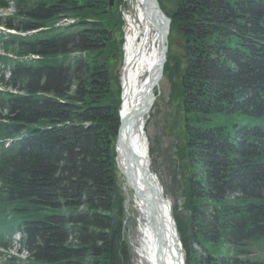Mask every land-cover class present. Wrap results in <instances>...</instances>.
<instances>
[{"label": "trees", "instance_id": "1", "mask_svg": "<svg viewBox=\"0 0 264 264\" xmlns=\"http://www.w3.org/2000/svg\"><path fill=\"white\" fill-rule=\"evenodd\" d=\"M9 8L0 264H127L121 221L111 226L122 210L116 13L109 0H0ZM170 17L186 45L178 99L189 215L176 221L186 264H264V0H181ZM16 244L27 258L2 252Z\"/></svg>", "mask_w": 264, "mask_h": 264}, {"label": "bare ground", "instance_id": "2", "mask_svg": "<svg viewBox=\"0 0 264 264\" xmlns=\"http://www.w3.org/2000/svg\"><path fill=\"white\" fill-rule=\"evenodd\" d=\"M129 1V2H128ZM130 11L124 43L120 130L114 143L116 170L127 195L128 220L136 264H186L174 206L151 170L146 115L141 110L157 101V81L164 59L165 22L161 11L145 0H126ZM172 24V23H171ZM170 24V29H171ZM170 37V30H169ZM162 78L159 82L161 85ZM155 98V100H153ZM116 209V208H115Z\"/></svg>", "mask_w": 264, "mask_h": 264}, {"label": "rangeland", "instance_id": "3", "mask_svg": "<svg viewBox=\"0 0 264 264\" xmlns=\"http://www.w3.org/2000/svg\"><path fill=\"white\" fill-rule=\"evenodd\" d=\"M125 1L126 0H115L116 4L113 7H110V9L114 10V13H116L118 20V23L116 24L117 28L112 31V33H110V36H113L112 38L116 42V46L120 48L119 51L116 50L113 54L115 60L111 66L112 73L116 77L117 81H119V85L116 83L114 85V93L119 99V104L122 96L121 77L124 66V43L128 28L126 16L130 11L129 3ZM159 1L162 10L165 11L166 15L170 17L181 0ZM0 12L5 15H9V13L12 12V9H9L8 11L3 10ZM170 43L183 44L182 37L179 33H177V30L174 26L172 29H170L169 44ZM183 45L186 48V45ZM168 56V61L162 77L163 80L159 86V89L156 90L157 101L150 111V116L146 124V136L148 137L150 148L151 170L157 174L159 181H161L163 186L164 193H166V196L172 204V207L174 206L173 215H175L176 221H180L182 224H185L187 223L189 215L185 201V196L187 193V173H185L184 169L185 127L183 124V112L178 99V88L180 86L181 79V71L179 70L181 68V60L183 61L185 57L179 56L171 49H169ZM115 172L118 189V200L121 199V203L119 202V204L122 206V210L117 212L115 217H117L118 222L119 220L121 221L122 231L120 238L127 244V251L129 253L127 264H136L134 262L135 254L133 248L131 247L130 241V233L133 229L132 226H134V221L133 219L128 220L126 217L128 198L124 191V183L120 172H117V170ZM182 199L183 202L181 201ZM18 256L27 258L28 255L26 253H19Z\"/></svg>", "mask_w": 264, "mask_h": 264}, {"label": "water", "instance_id": "4", "mask_svg": "<svg viewBox=\"0 0 264 264\" xmlns=\"http://www.w3.org/2000/svg\"><path fill=\"white\" fill-rule=\"evenodd\" d=\"M147 1L149 4H153L155 7H157L159 9V11H161V14L164 18V22H165V30L163 31V36H164V42L166 44H168L169 42V30H170V24L172 23L171 22V19L169 16L166 15L165 11L162 10L161 8V5H160V1L159 0H145ZM110 2V7H113L115 5V0H109ZM170 46L169 47H166L165 48V53L167 52L169 54V49H171L172 51L176 52L179 56H183V57H186V48L183 44H175V43H170L169 44ZM168 54L167 55H164V59L162 61V64H161V71L159 73V77H158V81H157V85H158V89H159V82L161 80V78L163 77V74H164V71H165V65L167 64V61H168ZM155 100V98L153 99ZM153 108V104H149V106L143 108L141 110V113H143L144 115L148 114ZM116 195H114V198H115ZM183 202V199L181 200ZM117 213V209H114L113 211V216H112V220H111V226H114L116 223H118V220H117V217H115Z\"/></svg>", "mask_w": 264, "mask_h": 264}]
</instances>
